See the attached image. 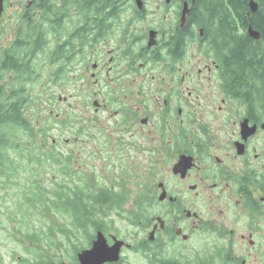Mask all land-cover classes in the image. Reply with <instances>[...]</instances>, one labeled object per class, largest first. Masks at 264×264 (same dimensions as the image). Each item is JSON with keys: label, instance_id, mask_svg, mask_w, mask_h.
Wrapping results in <instances>:
<instances>
[{"label": "flooded vegetation", "instance_id": "flooded-vegetation-1", "mask_svg": "<svg viewBox=\"0 0 264 264\" xmlns=\"http://www.w3.org/2000/svg\"><path fill=\"white\" fill-rule=\"evenodd\" d=\"M197 1L0 0V92L17 57L28 70L34 61L42 82L82 79L96 98L94 155L135 140L139 201L153 215L139 221L140 247L122 251L167 260L153 264H264V64L252 71L229 51L235 10L226 28Z\"/></svg>", "mask_w": 264, "mask_h": 264}, {"label": "rangeland", "instance_id": "rangeland-1", "mask_svg": "<svg viewBox=\"0 0 264 264\" xmlns=\"http://www.w3.org/2000/svg\"><path fill=\"white\" fill-rule=\"evenodd\" d=\"M38 72H40L39 66ZM47 84L49 85V100L46 102L47 95L41 92V86ZM81 85L82 79H78L77 83L72 82V86L65 84L57 86L45 80L33 87L34 97L38 99V104L37 107L31 106L28 109V116L34 119L36 125L37 123L40 125L39 129L46 130L48 133L47 139L39 142L44 147L41 154L54 152L55 157H59L61 162L66 160L71 171L73 169L72 179L69 180V176H65L62 167L49 161L40 176L44 180L45 187L49 186L50 182L56 181L65 184V186L76 187V189L86 186L85 190H90L89 193L92 194L102 193V187H113L116 191L122 192L126 199L125 207L109 214L105 219L107 228L104 233L108 238L115 236L132 247H140L139 242L143 241L144 233L141 226L135 224L136 219L141 218L143 214L153 215V207L143 206L139 201L141 195L144 194L142 189L139 190V185L144 182L146 176L144 158L140 155L142 153L138 151L135 140H131V135L124 139V143H126L124 150L118 148L114 152L109 149L111 153L106 151V155L96 156L93 154L90 128L94 124L92 117L95 108L93 103L96 98L83 90ZM95 118L98 122L108 120L103 113ZM63 121H66V126L62 125ZM102 125L103 123L98 126ZM101 136L98 134L97 138ZM77 138L79 139L78 142L76 141ZM103 142L104 140L101 139L98 144L101 145ZM111 143H115L113 137ZM35 153L37 155L33 156L40 157L41 154ZM30 165L32 166L27 169L32 170L35 166L38 167V171L41 170L39 164L31 162ZM20 202L16 193L11 192L1 203L0 264H30L40 257L42 250L46 251L55 264L59 262L75 264L77 252L91 247L90 237L94 234L96 236L94 228L82 230L78 232L76 237L71 236L69 238L60 232L61 230L68 232L71 224L69 219L54 216L41 219L39 215L34 217V221L28 217L24 218L18 214ZM41 220L44 223H41ZM46 225L54 228L49 239L47 238L49 229ZM36 227H38L37 231L42 232H44L42 228H47V231L44 232L46 238L37 241L29 237L35 232ZM27 228H31V230H27ZM53 249L56 251H52ZM33 252L38 253L36 257L33 256ZM122 252L123 264H150L149 258L140 250H133L132 248ZM161 259L165 258L158 257L155 261Z\"/></svg>", "mask_w": 264, "mask_h": 264}, {"label": "trees", "instance_id": "trees-1", "mask_svg": "<svg viewBox=\"0 0 264 264\" xmlns=\"http://www.w3.org/2000/svg\"><path fill=\"white\" fill-rule=\"evenodd\" d=\"M251 1L206 0L204 2L198 0L196 5L203 3L207 7H212L213 11L221 16L222 22L227 24L226 28H231L230 23L234 22L233 11L235 10V51L232 43L227 45L230 47V52H235L237 62L246 66L250 65L253 71L258 64H264V0H255L261 3L255 14L251 13L249 6ZM211 13H213L212 10ZM249 27L261 34L262 38L259 42L250 37ZM228 38L225 37L224 41ZM230 39L232 40V37ZM19 60L17 57L15 61L16 74L11 90L0 92V207L7 194L15 192L21 201L18 214L24 218L28 217L34 221V217L37 215L41 219H47L50 216L65 217L71 221L70 229L68 232L65 230L60 232L69 238L76 237L78 232L88 228H94L96 233L98 231L104 233L107 228L105 219L109 214L125 207L124 194L116 191L113 187H102V193L92 194L89 193L90 190H85L86 186L76 189V187L65 186V184L56 181L50 182L47 187L44 186V180L40 175L45 170L47 162L50 161L62 167L65 176H69V180L72 179L73 169L71 171L66 160L61 162L59 157H55L54 152L50 153L51 155L41 154L44 147L39 142L45 141L48 133L46 130L38 128L40 125L38 123L36 125L34 119L28 116V109L31 106L37 107L38 99L34 97L33 87L42 82V78L38 72L37 63L31 62V68L28 70ZM247 71L248 69L243 74H246ZM262 73L264 76V69ZM53 81L56 82V80ZM62 125L66 126V121H63ZM35 152L41 154L40 157L33 156L37 155ZM31 162L39 164L41 170L38 171V167L35 166L32 170L27 169L32 166ZM139 218L136 219V225H139L141 220ZM40 222L44 223L42 220ZM46 226L49 229L47 237L49 239L54 228ZM37 229L38 227L29 237L37 241L46 238L44 232L47 231V228H42L44 232L37 231ZM27 230H31V228H27ZM94 235L90 237V244L95 238ZM147 249L143 253L149 258L150 264H153L161 256L151 249ZM33 254L36 257L38 253L33 252ZM75 261V264H79L77 258ZM160 261L167 260L161 259ZM30 264L55 263L46 251L42 250L40 257ZM58 264L63 263L59 262Z\"/></svg>", "mask_w": 264, "mask_h": 264}, {"label": "water", "instance_id": "water-1", "mask_svg": "<svg viewBox=\"0 0 264 264\" xmlns=\"http://www.w3.org/2000/svg\"><path fill=\"white\" fill-rule=\"evenodd\" d=\"M251 13L255 14L259 5L255 0L250 2ZM249 35L252 39L259 41L261 34L254 30L252 27L248 29ZM112 244L109 243L107 236L98 231L91 247L86 250H82L77 254L79 264H118L121 262L122 250L124 247L130 248L131 245L125 241L118 239L115 236L111 237Z\"/></svg>", "mask_w": 264, "mask_h": 264}, {"label": "bare ground", "instance_id": "bare-ground-1", "mask_svg": "<svg viewBox=\"0 0 264 264\" xmlns=\"http://www.w3.org/2000/svg\"><path fill=\"white\" fill-rule=\"evenodd\" d=\"M166 47V46H165ZM225 57V56H224ZM258 89V88H257Z\"/></svg>", "mask_w": 264, "mask_h": 264}]
</instances>
